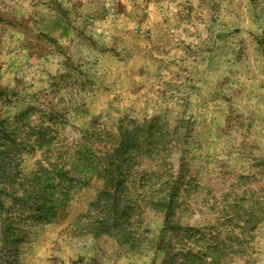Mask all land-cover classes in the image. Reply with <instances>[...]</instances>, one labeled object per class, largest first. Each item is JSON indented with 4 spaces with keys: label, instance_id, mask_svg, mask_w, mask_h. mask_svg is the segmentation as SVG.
I'll return each mask as SVG.
<instances>
[{
    "label": "rangeland",
    "instance_id": "1",
    "mask_svg": "<svg viewBox=\"0 0 264 264\" xmlns=\"http://www.w3.org/2000/svg\"><path fill=\"white\" fill-rule=\"evenodd\" d=\"M1 87L22 94H10L9 113L39 102L65 110L68 140L95 118L181 121L165 162L189 182L174 217L221 243L219 264H264V0H0ZM101 178L75 187L53 222L27 227L16 252L0 240V264H175V236L145 253L77 224Z\"/></svg>",
    "mask_w": 264,
    "mask_h": 264
},
{
    "label": "trees",
    "instance_id": "2",
    "mask_svg": "<svg viewBox=\"0 0 264 264\" xmlns=\"http://www.w3.org/2000/svg\"><path fill=\"white\" fill-rule=\"evenodd\" d=\"M12 93L17 100L22 95L0 88V198L9 199L8 204L0 200L3 253L19 249L27 227L53 222L66 210L71 192L96 176L103 180L101 192L85 219L83 215L77 219L86 233L109 234L121 244L138 242L145 253L160 252L165 237L175 236V264L220 263L221 243L196 238L194 229L183 226L173 214L174 207L175 213L180 210L179 197L189 183H184L182 174L168 175L165 163L173 140L176 148L181 138L176 128L181 121L172 129L158 120L123 117L100 124L95 118L78 137L68 140L59 132L65 110L39 102L9 113L6 108L15 103ZM36 152L40 155L35 165L25 171V158ZM148 214L152 220H146ZM133 220L144 222L143 239L134 235Z\"/></svg>",
    "mask_w": 264,
    "mask_h": 264
}]
</instances>
